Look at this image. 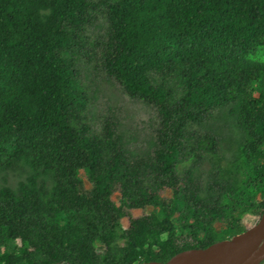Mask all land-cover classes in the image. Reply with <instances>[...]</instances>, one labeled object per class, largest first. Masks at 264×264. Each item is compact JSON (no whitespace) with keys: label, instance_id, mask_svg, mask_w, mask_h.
<instances>
[{"label":"trees","instance_id":"trees-1","mask_svg":"<svg viewBox=\"0 0 264 264\" xmlns=\"http://www.w3.org/2000/svg\"><path fill=\"white\" fill-rule=\"evenodd\" d=\"M98 14L100 68L156 109L152 153L127 149L113 113L99 132L88 122L75 57L92 60ZM227 105L244 179L214 178L204 198L176 163L218 153L190 127ZM20 163L24 179L0 188V264L164 263L250 228L244 215L264 211V0H0V170Z\"/></svg>","mask_w":264,"mask_h":264},{"label":"rangeland","instance_id":"rangeland-1","mask_svg":"<svg viewBox=\"0 0 264 264\" xmlns=\"http://www.w3.org/2000/svg\"><path fill=\"white\" fill-rule=\"evenodd\" d=\"M105 29V16L98 14L93 26L88 27L86 31V42H88L86 47L88 53L92 55V60L87 61L84 53L75 57L76 67L81 71V84L89 98L86 107L88 122L95 131L99 132L103 119L113 113L117 120V131L126 142L127 149L140 155L152 153L154 149L152 143L155 142V128L158 123L156 109L143 101L130 98L116 80L106 76L95 59V53L99 48L97 49L94 44L98 35L104 33ZM176 95L179 96L180 91H177ZM233 107L227 105L217 110L213 118L207 120L201 127L197 125L190 127L198 132L211 131L217 135L219 150L216 155L205 153L203 159L197 162L192 154L187 159H178L176 163V174L180 177L187 169L193 168L194 176L199 178L204 198H208L211 194L213 197L218 195L216 188L212 191L209 189V186L213 185L214 178L228 189L238 187L244 179L241 152L246 135L237 124L238 114L231 111ZM27 172L28 167L21 163L14 169L0 170V188L3 185L15 187L19 180L24 179ZM80 175L84 178L82 172ZM112 198L116 204L119 203L118 192ZM150 210L148 208L146 212ZM141 213L140 210H134L133 216H139ZM258 220L259 217L256 215L245 214L242 221L244 226L251 227ZM123 226H128V219L123 220Z\"/></svg>","mask_w":264,"mask_h":264},{"label":"water","instance_id":"water-1","mask_svg":"<svg viewBox=\"0 0 264 264\" xmlns=\"http://www.w3.org/2000/svg\"><path fill=\"white\" fill-rule=\"evenodd\" d=\"M141 264H264V211L256 224L229 239L181 251L164 263Z\"/></svg>","mask_w":264,"mask_h":264}]
</instances>
